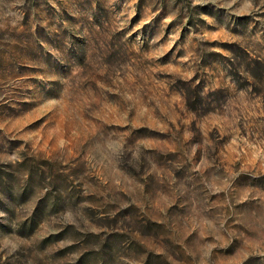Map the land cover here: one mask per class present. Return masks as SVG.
<instances>
[{
  "label": "rangeland",
  "instance_id": "1",
  "mask_svg": "<svg viewBox=\"0 0 264 264\" xmlns=\"http://www.w3.org/2000/svg\"><path fill=\"white\" fill-rule=\"evenodd\" d=\"M0 264H264V0H0Z\"/></svg>",
  "mask_w": 264,
  "mask_h": 264
}]
</instances>
